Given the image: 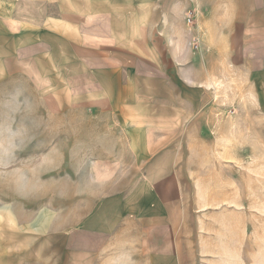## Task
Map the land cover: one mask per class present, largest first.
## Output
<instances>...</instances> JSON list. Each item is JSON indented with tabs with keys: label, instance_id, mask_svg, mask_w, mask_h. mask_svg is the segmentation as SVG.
Instances as JSON below:
<instances>
[{
	"label": "crops",
	"instance_id": "1",
	"mask_svg": "<svg viewBox=\"0 0 264 264\" xmlns=\"http://www.w3.org/2000/svg\"><path fill=\"white\" fill-rule=\"evenodd\" d=\"M14 83L108 132L75 139L112 149L97 167L89 153L86 178L103 185L77 189L72 209L74 241L108 252L130 226L171 222L160 187L125 180L161 178L151 172L162 171V148H178L180 132L211 130L220 112L211 105L225 94L264 116V0H0V91ZM170 240L181 264L183 238Z\"/></svg>",
	"mask_w": 264,
	"mask_h": 264
},
{
	"label": "rangeland",
	"instance_id": "2",
	"mask_svg": "<svg viewBox=\"0 0 264 264\" xmlns=\"http://www.w3.org/2000/svg\"><path fill=\"white\" fill-rule=\"evenodd\" d=\"M8 86L0 91V264H176L174 234L183 238L181 264H264V116L248 103L236 107L225 94L211 105L220 110L211 130H184L178 148H162L163 169L151 172L161 178L125 180L160 187L171 222L130 226L124 243L98 253L81 236L74 241L72 209L77 189L103 185L86 178L89 153L97 167L112 148L75 139L108 132L91 131L69 110L58 114L25 83Z\"/></svg>",
	"mask_w": 264,
	"mask_h": 264
},
{
	"label": "built area",
	"instance_id": "3",
	"mask_svg": "<svg viewBox=\"0 0 264 264\" xmlns=\"http://www.w3.org/2000/svg\"><path fill=\"white\" fill-rule=\"evenodd\" d=\"M195 18H196V14H194L193 12H188L186 15H185V20H186V23L188 26L192 27L195 25ZM192 48L195 50V51H198L200 46L198 44V42H193L192 43Z\"/></svg>",
	"mask_w": 264,
	"mask_h": 264
}]
</instances>
